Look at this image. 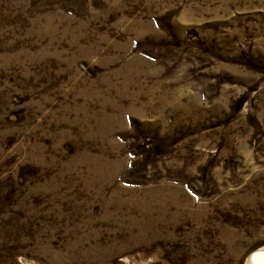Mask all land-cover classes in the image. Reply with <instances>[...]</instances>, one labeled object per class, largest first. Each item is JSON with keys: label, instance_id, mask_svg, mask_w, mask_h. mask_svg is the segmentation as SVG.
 Segmentation results:
<instances>
[{"label": "rangeland", "instance_id": "obj_1", "mask_svg": "<svg viewBox=\"0 0 264 264\" xmlns=\"http://www.w3.org/2000/svg\"><path fill=\"white\" fill-rule=\"evenodd\" d=\"M263 247L264 0H0V264Z\"/></svg>", "mask_w": 264, "mask_h": 264}, {"label": "bare ground", "instance_id": "obj_2", "mask_svg": "<svg viewBox=\"0 0 264 264\" xmlns=\"http://www.w3.org/2000/svg\"><path fill=\"white\" fill-rule=\"evenodd\" d=\"M246 264H264V247L251 253Z\"/></svg>", "mask_w": 264, "mask_h": 264}]
</instances>
